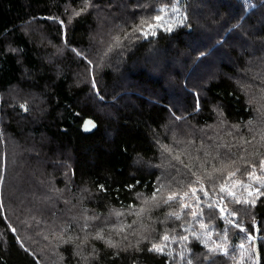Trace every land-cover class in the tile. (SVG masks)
<instances>
[{
  "label": "trees",
  "instance_id": "trees-1",
  "mask_svg": "<svg viewBox=\"0 0 264 264\" xmlns=\"http://www.w3.org/2000/svg\"><path fill=\"white\" fill-rule=\"evenodd\" d=\"M177 1L0 0V264H264V0Z\"/></svg>",
  "mask_w": 264,
  "mask_h": 264
},
{
  "label": "rangeland",
  "instance_id": "rangeland-1",
  "mask_svg": "<svg viewBox=\"0 0 264 264\" xmlns=\"http://www.w3.org/2000/svg\"><path fill=\"white\" fill-rule=\"evenodd\" d=\"M182 1L183 0H178L173 6L164 7L163 9H165V12H163L161 15L162 20L159 22L160 26H156L158 23L157 22L149 29L150 33H153L157 29L174 31L176 28L183 26L186 23V16H185V11L183 9ZM173 9H175V11H173ZM253 192L254 191L250 192V194ZM254 242H255V237L250 235L249 243H254ZM241 247L246 248L245 245H242ZM255 249L253 245L251 247L249 246L248 247L249 254H252Z\"/></svg>",
  "mask_w": 264,
  "mask_h": 264
},
{
  "label": "snow or ice",
  "instance_id": "snow-or-ice-1",
  "mask_svg": "<svg viewBox=\"0 0 264 264\" xmlns=\"http://www.w3.org/2000/svg\"><path fill=\"white\" fill-rule=\"evenodd\" d=\"M160 11L161 12H165V9H160ZM173 11H175V9H173ZM153 20H155V21H157L158 23H157V25L156 26H160V24H159V22L162 20V17L161 16H156V17H153L152 18ZM141 23L142 24H144V23H146V21H141ZM152 25L150 24L149 25V27H151ZM153 35H155V32H153L152 33ZM92 126H94V125H92V123H91V121H88V122H86V124H85V129L87 130L88 128H90V127H92ZM231 175H234V174H231ZM193 191H195V190H193ZM221 191H224V188H223V186L221 187ZM205 196H207V192H205ZM174 197H169V200L168 201H165V203H168L170 200H172ZM208 208H213V204H211V203H209V204H207L206 205ZM185 207H187L186 205H185ZM216 207H217V209L219 210V211H221V212H223L224 211V209H222V208H219V205L217 204L216 205ZM201 215L203 214V210H201V213H200ZM173 215H176V214H173ZM193 215H196V213H193ZM176 218L177 219H179L180 218V216L179 215H176ZM201 227H204V225L203 224H201ZM186 231H187V229H186ZM98 238H101L102 239V237H98ZM169 239V237L168 236H164V240H168ZM184 239H186V237H184ZM109 243H111V242H109ZM153 248L156 250V251H162V249L161 248H159V247H157L156 245H153Z\"/></svg>",
  "mask_w": 264,
  "mask_h": 264
},
{
  "label": "water",
  "instance_id": "water-1",
  "mask_svg": "<svg viewBox=\"0 0 264 264\" xmlns=\"http://www.w3.org/2000/svg\"><path fill=\"white\" fill-rule=\"evenodd\" d=\"M88 121H91L92 125H94V126L88 128L86 130L85 129V124ZM97 129H98V122L94 118H92V117H86V118H84L83 123H82V130H83V132H85L87 134H90V133H94Z\"/></svg>",
  "mask_w": 264,
  "mask_h": 264
}]
</instances>
